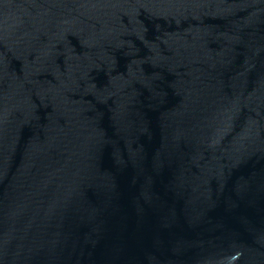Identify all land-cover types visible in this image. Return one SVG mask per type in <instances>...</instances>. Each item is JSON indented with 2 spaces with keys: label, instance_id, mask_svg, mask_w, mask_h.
I'll return each mask as SVG.
<instances>
[{
  "label": "water",
  "instance_id": "1",
  "mask_svg": "<svg viewBox=\"0 0 264 264\" xmlns=\"http://www.w3.org/2000/svg\"><path fill=\"white\" fill-rule=\"evenodd\" d=\"M0 264H264V0H0Z\"/></svg>",
  "mask_w": 264,
  "mask_h": 264
}]
</instances>
